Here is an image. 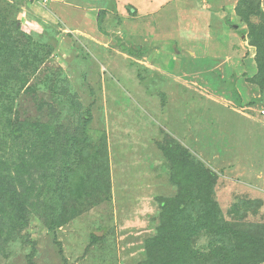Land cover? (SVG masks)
<instances>
[{"label":"rangeland","instance_id":"rangeland-1","mask_svg":"<svg viewBox=\"0 0 264 264\" xmlns=\"http://www.w3.org/2000/svg\"><path fill=\"white\" fill-rule=\"evenodd\" d=\"M143 1L78 0L74 16L96 10L71 25L55 6L0 0L1 19L27 42L13 119L69 131L88 120L92 144L68 178L60 158L22 162L0 140V168L31 211L0 234V264H226L234 251L247 258L234 264H264V46L250 37L264 6L200 0L214 11L181 12L172 0L151 12L137 9ZM176 149L211 169L212 191L171 160ZM173 198V241L156 242Z\"/></svg>","mask_w":264,"mask_h":264},{"label":"trees","instance_id":"trees-1","mask_svg":"<svg viewBox=\"0 0 264 264\" xmlns=\"http://www.w3.org/2000/svg\"><path fill=\"white\" fill-rule=\"evenodd\" d=\"M246 1L247 0H243V3ZM258 2L260 5L264 6V0H258ZM23 36L27 37L26 34ZM250 37L252 39V45L257 47H260L261 45L264 46L263 21L258 26H252ZM26 44L27 42L23 43V40H21V37L18 35L17 23L8 25L7 22L0 17V99L3 100L5 98L7 99V103H9L0 108V140L8 146V150L10 148L11 151H14L19 155L21 154L16 158L22 162H28L27 160H29V157H33L35 161L43 158L48 159L50 157H53V159L56 158L58 161L60 158L62 163L68 165H62L60 172L66 169L68 171V173L66 172V176L69 178L71 173H76V168L79 166L77 158L79 159L85 155V146L88 145V147H92L90 136L86 132V124L88 120H84L83 125L85 126L82 127V130L78 131V129H75L74 131H69L53 127V125L47 123L30 122L28 120L16 121L13 119L12 113L14 102L18 92L26 86L28 80L19 66V64L25 63ZM258 61L259 66L262 67V62H264V50L263 52L261 51ZM261 76L262 78L259 83L264 84V70L261 71ZM165 151L170 155L167 149ZM175 153L176 156L173 154L172 156L174 159L171 157V160L175 161V163L181 160L184 163V166L189 164L190 169L187 176L195 178L198 176L201 181L205 179L204 181H207V183H204L205 189L203 191H212V178L210 175L212 176L213 174L211 169L203 167L202 163H200L199 166L196 164L190 167V164L194 161L192 160L191 154L185 149H176ZM71 156H73L72 159H74V161L69 165V158L67 157ZM49 160L51 163L56 162V160H52V158ZM53 172L54 168H52V172L50 173L53 174ZM64 172L65 171H63L62 174H64ZM200 189L202 190L201 185ZM173 200L174 198L163 201V210H165L164 216L166 217L165 225L168 226V231L166 230V234L158 235L157 238H155L156 242H165L168 244V242L173 241L172 237L174 238V235H171V233L175 231L176 227L172 222L173 220H170L169 218L172 214L173 208L180 204L177 199H175L174 202ZM171 202H173V204L170 205ZM190 204H192V202H188L186 206H190ZM30 213L31 211L26 196L17 190L15 177L11 172L6 171L5 173L1 167L0 216H7L9 219V225L3 230L0 229V234H14V232L17 231L16 228L19 224L27 222ZM183 216H189V218L193 217L191 216V213L188 212ZM187 224L192 225L193 219ZM169 231H171V233ZM189 231L190 234L200 233L198 228L193 231L189 229ZM94 238H97V236L94 235ZM239 251L241 252L242 249H239ZM237 253L238 252L235 251L231 252L226 257V264H234L238 261V258L240 259V263H246V254L243 255L242 252V255ZM178 264H181L180 260L178 261Z\"/></svg>","mask_w":264,"mask_h":264},{"label":"crops","instance_id":"crops-1","mask_svg":"<svg viewBox=\"0 0 264 264\" xmlns=\"http://www.w3.org/2000/svg\"><path fill=\"white\" fill-rule=\"evenodd\" d=\"M127 1L128 0H116V2L118 3V5H125L126 3H127ZM152 1H153V3H155V5L154 6H152ZM172 0H169L168 2H166V0H150V1H143V2H140L139 4H135L138 8L137 9H147V8H149L150 10L149 11H158V10H162L164 7H166L170 2H171ZM180 2V5H182V6H180L179 8L180 9H183V10H181V12L182 11H188L189 12V9L190 8H192V12H201V11H206V12H213L214 10H213V7L212 6H209V4H204L203 5V7L201 8V7H199V5L197 4V2L198 1H200V0H187V1H184V0H179ZM130 3H132L131 1H129ZM192 2V3H191ZM28 3H31V4H33V5H38V6H40V7H42V8H50V7H57L58 8V16L60 17V16H62L63 18V20L62 21H66L67 23H68V21L70 22V23H68V24H71V25H74L75 24V22L74 21H76V23H82V22H84V20L85 21H88V20H90L89 18H88V16H90L91 14V12H93L94 13V11L96 10V9H94V8H89V9H87L88 10V12L87 13H84V15H83V13L82 14H75V16H74V14L73 13H75L74 12V10H71L73 13H71L69 10H70V8L72 7L73 9H76V8H78V0H51L49 3H48V5H46V6H43V5H41V4H38V3H33V2H28ZM160 4V7L159 6H157L156 4ZM62 4H68V5H66V6H64V5H62ZM134 4V3H133ZM58 5H60V8H62L63 9V11H64V9H66V8H68V10L67 11H60V8L58 7ZM70 7V8H69ZM71 8V9H72ZM188 10H187V9ZM80 11H82L81 9H79ZM92 10V11H91ZM148 10V9H147ZM84 12V11H83ZM85 14L87 15V17L85 16ZM64 18H67V20H65ZM68 19H70V20H68ZM83 19V20H82ZM213 19L214 20H212V23H211V25H213V27L212 26H210L211 28H216L217 27V20H216V17L214 18L213 17ZM73 20V21H72ZM81 21V22H80ZM85 23V22H84ZM199 23V27L202 29V28H205L204 27V25L203 24H205L204 22H198ZM203 25V26H202ZM215 35H216V33H214ZM217 37L219 36L218 34L216 35ZM219 38V37H218ZM243 38H244V36H243ZM226 41V40H225Z\"/></svg>","mask_w":264,"mask_h":264},{"label":"built area","instance_id":"built-area-1","mask_svg":"<svg viewBox=\"0 0 264 264\" xmlns=\"http://www.w3.org/2000/svg\"><path fill=\"white\" fill-rule=\"evenodd\" d=\"M28 2H33V3H38V4H41L43 6H46L48 5V3L51 1V0H27Z\"/></svg>","mask_w":264,"mask_h":264}]
</instances>
